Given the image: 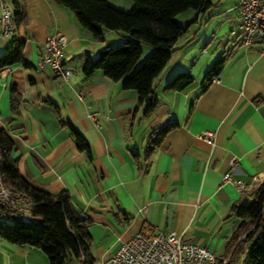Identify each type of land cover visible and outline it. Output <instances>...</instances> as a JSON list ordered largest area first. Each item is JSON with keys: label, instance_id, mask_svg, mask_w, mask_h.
Returning <instances> with one entry per match:
<instances>
[{"label": "crops", "instance_id": "1", "mask_svg": "<svg viewBox=\"0 0 264 264\" xmlns=\"http://www.w3.org/2000/svg\"><path fill=\"white\" fill-rule=\"evenodd\" d=\"M6 1L13 12L22 10L23 19L13 33L0 34V54L22 39L28 65L0 70V128L13 140L20 175L37 189H65L88 218L93 264L139 230L176 231L224 257L237 223L231 206L264 180V46L240 43L238 0H210L203 12L186 11L181 24L196 20L154 78L157 104L147 113L136 91L123 87L124 78L82 72L88 57L122 33L103 30L100 41L54 0ZM123 1L122 9L131 8L132 0ZM55 32L66 36L67 79L48 64L37 65L45 37ZM143 50L142 57L150 52L147 45ZM221 54L220 73L203 88L207 69ZM178 70L190 71L192 83L167 89ZM12 85L19 96L15 111ZM168 121L177 126L148 152L149 137ZM66 122L90 145L91 160L76 147ZM206 130L214 132L212 142L200 136ZM225 172L230 179L223 180ZM0 264L49 263L40 248L0 236Z\"/></svg>", "mask_w": 264, "mask_h": 264}, {"label": "trees", "instance_id": "2", "mask_svg": "<svg viewBox=\"0 0 264 264\" xmlns=\"http://www.w3.org/2000/svg\"><path fill=\"white\" fill-rule=\"evenodd\" d=\"M71 9L77 22L102 41L103 30L122 33L121 39L101 48L94 58L88 57L82 72L89 76L101 70L107 77L117 80L124 78L123 87L134 89L138 101L145 103V112L152 111L157 99L152 95V82L167 63L179 36L184 34L191 21L181 24L177 15L186 11L203 12L210 0H132L128 11L116 7L108 0H54ZM18 7V5L16 4ZM15 23L23 19L21 9L14 12ZM23 40L14 39L0 54V70L15 63L28 65L23 56ZM143 45L150 52L142 57ZM226 56L216 57L203 78V88L222 69ZM190 71L178 70L167 81L166 88L182 90L191 84ZM10 106L17 109L19 96L15 85L10 88ZM76 144L91 160L90 145L84 137L66 122ZM177 126L176 121H168L154 130L148 139L147 151H151L164 135ZM12 138L0 128V175L4 183L21 189L33 201L28 215L39 217L34 224L20 217L10 225L0 222V236L17 245H33L46 255L49 264H93L90 250V235L87 230L88 218L75 210L70 195L65 189L55 192L31 186L18 170L17 160L12 155ZM236 216V226L226 243L227 264H264V180L249 198H243L231 206ZM10 229V230H8Z\"/></svg>", "mask_w": 264, "mask_h": 264}, {"label": "built area", "instance_id": "3", "mask_svg": "<svg viewBox=\"0 0 264 264\" xmlns=\"http://www.w3.org/2000/svg\"><path fill=\"white\" fill-rule=\"evenodd\" d=\"M238 7L241 13L240 43L244 46L255 43L264 46V0H238ZM15 27V15L10 4L0 0V34L9 35ZM65 44L63 33L47 35L38 67L48 64L56 76L67 79L70 70L62 62ZM200 136L212 142L214 132L206 130ZM228 179L230 175L225 172L223 180ZM235 183L242 187L240 181ZM32 206L33 201L27 193L4 183L0 175V222L13 220V215L21 217L29 214ZM227 261L226 257H219L197 242L182 239L176 231L139 230L122 241L102 264H224Z\"/></svg>", "mask_w": 264, "mask_h": 264}, {"label": "rangeland", "instance_id": "4", "mask_svg": "<svg viewBox=\"0 0 264 264\" xmlns=\"http://www.w3.org/2000/svg\"><path fill=\"white\" fill-rule=\"evenodd\" d=\"M108 2L110 4L116 6V7H119V8L121 7V9H122V7L123 8L126 7L125 6V2L123 0H108ZM125 9H126L125 11H128L130 8H125ZM187 12H189V11H187ZM187 12H184V13H181V14L177 15V20L180 23H182V21H184V19H185L184 17H186L187 14H188ZM21 218L23 220H25V221H30V222H32L34 224H39L41 222V219L39 217H35V216H32V215H28V214L21 215ZM15 223L16 222L14 220H10L9 221L10 225H14ZM8 230H10V229H8ZM227 263L228 262H225L224 264H227Z\"/></svg>", "mask_w": 264, "mask_h": 264}, {"label": "water", "instance_id": "5", "mask_svg": "<svg viewBox=\"0 0 264 264\" xmlns=\"http://www.w3.org/2000/svg\"><path fill=\"white\" fill-rule=\"evenodd\" d=\"M152 93L149 94L148 98H151L152 97ZM13 219L16 220V221H19L20 220V217L19 216H16V215H13Z\"/></svg>", "mask_w": 264, "mask_h": 264}]
</instances>
